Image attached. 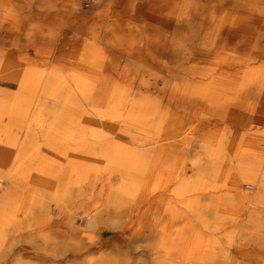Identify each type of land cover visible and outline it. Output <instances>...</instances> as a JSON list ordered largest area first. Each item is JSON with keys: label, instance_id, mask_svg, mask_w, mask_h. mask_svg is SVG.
Returning a JSON list of instances; mask_svg holds the SVG:
<instances>
[{"label": "bare ground", "instance_id": "bare-ground-1", "mask_svg": "<svg viewBox=\"0 0 264 264\" xmlns=\"http://www.w3.org/2000/svg\"><path fill=\"white\" fill-rule=\"evenodd\" d=\"M14 1L0 0V83L15 87L0 88V181L10 183L0 226L13 221V183L56 181L65 225L73 224L70 199L83 203L86 225L108 207L125 210L134 234L163 220L161 233L143 238L158 264L173 248L185 264L253 256L251 244H231L229 231L216 248L211 231L224 223L219 212L234 215L248 202L242 220L264 233V0ZM218 117L223 124L212 122ZM28 149L44 164L7 169L13 152ZM24 175L32 178H14ZM177 216L186 221L182 236L168 228ZM78 240H64V251L80 252ZM115 241L102 237L99 250Z\"/></svg>", "mask_w": 264, "mask_h": 264}, {"label": "rangeland", "instance_id": "rangeland-1", "mask_svg": "<svg viewBox=\"0 0 264 264\" xmlns=\"http://www.w3.org/2000/svg\"><path fill=\"white\" fill-rule=\"evenodd\" d=\"M14 2L18 5L24 3L22 0H16ZM83 2H85L83 4L85 8H87V1ZM0 86H2L0 88L4 90L13 91L15 89L14 86L10 87L3 83H0ZM190 108L191 107L188 109V115H191ZM198 116L194 118V122L198 121ZM4 121L6 122V119ZM212 122L221 124L224 122L223 117H218ZM212 122L210 125L213 124ZM205 128H197L198 130L196 129V131L201 132ZM21 135L20 133V136ZM17 152L19 153L18 159H21L19 161L18 159L16 160L15 153ZM40 155H42V152L32 154V151L29 149L24 152L21 150L15 151L7 162V169L12 168L13 170H18L16 166L20 163L19 170L23 173L30 172L33 169L35 170L41 166V164H44L39 157ZM19 177L32 178V176L28 175L15 176L14 178ZM115 181L116 177L111 178V181L107 184L105 189L107 193L110 191L109 188L115 185ZM0 183V197H3L5 192L4 188L9 187L10 183L7 181V178L1 179ZM57 184L58 182L54 181L47 183L45 186L43 184L42 187L37 184L33 186L32 182L13 183V187L9 190L10 194H7V196L11 198V205L6 211V215L13 217V221L11 224L7 223L0 226V264H15L14 261H18L17 264H74L76 261H78L76 262L77 264H92V262L98 264L103 257L104 261H106L105 257L111 260H108L106 264H158L154 260V254L144 245L146 242L143 238L145 236L147 238L154 236L155 233L159 231L158 228L165 224L163 220L161 223L159 222L158 227L153 228L151 231L145 228L144 233L134 234V225L131 227L127 224L129 216L125 214V210L123 208L108 207L100 213V223L86 225L85 220L81 217L84 214L83 203H81L79 199H70V202H66L65 212L69 214L73 224L70 225V223L65 225L62 221L65 214H62L57 205L60 201L58 197L61 193L60 191V193H56ZM58 186L60 187V185ZM242 188L243 190L253 191L252 188H248L245 184H243ZM212 192L214 193L215 191ZM216 193L212 196L214 197ZM30 194H36V196L40 195V197L37 198V202L35 200L33 204L29 203L28 195ZM204 201H207V199H204ZM40 202L42 204L41 208H37ZM250 204L251 203L245 202L238 213L234 215L222 211L219 212V216L224 223L222 227L217 228L215 231H211V233L212 235L218 236V244L215 246L218 249L224 246L225 238L223 232L225 231H229L233 235L231 244H241V242L245 245L251 244V248L253 247L252 250H254L253 256L248 258L245 257L246 259L244 257L242 259L238 258L239 264H264V259H262L264 258V254L261 252L264 251V233L254 235V229H257L254 224L245 223L242 220V218L252 210L254 204ZM259 206L260 207L257 209L259 215L257 216L260 220L262 219V221H264V204H260ZM89 211L90 213L94 212L90 209L88 212ZM206 213L205 216L209 219L207 223L212 227L213 223L211 219L214 216L212 209L210 208ZM152 214L154 213L150 212L147 216H152ZM258 218H256V220L259 222L260 220ZM35 219H41V223H38V226L32 228ZM184 222L186 221L182 216H177L171 226L168 227H171V234H176L177 236L184 235ZM188 223L201 227V224L195 221L194 218H192V222ZM72 227H74V229H72ZM259 227L262 229L261 231L264 232V224H261L258 228ZM201 228L203 231H206V233L209 232L208 229ZM107 231L109 233H107ZM159 233H161V231H159ZM104 236L115 237L116 241L110 243L106 249L103 248L99 250L100 239ZM69 239L81 242L83 248L80 252H74L73 249L64 251L62 243L64 240ZM191 242V240L188 241V247ZM206 242L207 240L200 242V244L203 245L202 248L208 246ZM233 247L235 246L231 247L230 254L235 253ZM130 251L132 255L129 253ZM65 255H67L66 258L64 257ZM169 255L170 258L164 259L165 264H185V259L179 249L173 248Z\"/></svg>", "mask_w": 264, "mask_h": 264}]
</instances>
